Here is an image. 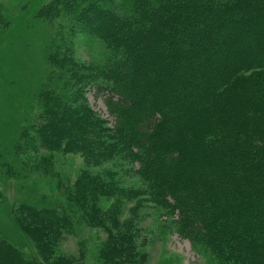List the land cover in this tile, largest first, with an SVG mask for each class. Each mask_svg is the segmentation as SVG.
<instances>
[{
    "label": "trees",
    "instance_id": "trees-1",
    "mask_svg": "<svg viewBox=\"0 0 264 264\" xmlns=\"http://www.w3.org/2000/svg\"><path fill=\"white\" fill-rule=\"evenodd\" d=\"M53 5L74 19L72 29L90 32L111 50V66L85 64L65 53L63 59L52 54L50 61L70 73L74 100L83 99L86 86L99 87L96 71L112 73L104 85L118 117L110 131L139 165L135 172L145 177L151 200L167 206L180 232L220 264H264V0H56ZM41 95L36 132L44 146L97 156L102 141L108 151L115 147L111 135L101 141L95 129L101 121L83 112L84 105L68 106L51 89ZM91 183L78 188L77 204L86 202L92 214L99 206L89 194L115 195L123 187L114 182L100 191ZM22 207L27 218L42 222L38 239L50 257V238L54 231L59 238L66 217L58 210L45 215ZM109 239L110 261L142 264L127 261L135 244L131 231L119 226ZM0 264L37 263L0 239Z\"/></svg>",
    "mask_w": 264,
    "mask_h": 264
},
{
    "label": "rangeland",
    "instance_id": "rangeland-1",
    "mask_svg": "<svg viewBox=\"0 0 264 264\" xmlns=\"http://www.w3.org/2000/svg\"><path fill=\"white\" fill-rule=\"evenodd\" d=\"M52 1L56 2L0 0V239L37 264H65V260L71 264H114L105 248L109 232L116 234L120 226L135 238L127 261L220 264L212 253L180 232L177 216L167 206L151 200L150 190L143 185L145 177L135 172L140 170L139 165L131 163V152L114 138L117 133L110 131L118 119L108 105L109 94L104 87L112 73L107 77L102 70L96 71L99 87L86 86L81 93L83 99L74 100L73 87L68 85L70 73L52 67L51 55L58 53L62 59V53L72 54L79 62L91 65L99 62L111 66L114 61L101 39L79 27L72 29L74 19L65 14V9L52 7ZM45 88L60 93L68 106L84 105L83 112L88 110L87 115L101 121L95 128L101 141L102 136L106 139L111 135L115 147L108 151L106 141H102L97 156L44 146L36 128ZM118 143L121 146H116ZM89 179L100 191L114 182L123 186L115 195L102 191L94 198L89 194L91 202L98 201L95 214L87 211L86 202L81 207L77 204L82 195L80 191L77 196L78 188L81 190ZM137 189L144 191L129 193ZM22 206L45 215L58 210L66 217L59 238L55 239V231L50 238L54 245L50 257L46 258L38 239L42 222H35L30 214L27 218L26 211L21 210L26 207Z\"/></svg>",
    "mask_w": 264,
    "mask_h": 264
}]
</instances>
